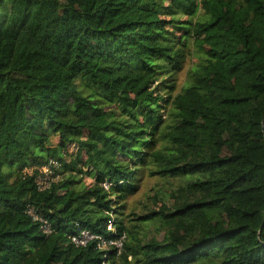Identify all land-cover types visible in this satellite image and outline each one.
<instances>
[{"label":"trees","instance_id":"trees-1","mask_svg":"<svg viewBox=\"0 0 264 264\" xmlns=\"http://www.w3.org/2000/svg\"><path fill=\"white\" fill-rule=\"evenodd\" d=\"M0 264H264V0H0Z\"/></svg>","mask_w":264,"mask_h":264},{"label":"built area","instance_id":"built-area-1","mask_svg":"<svg viewBox=\"0 0 264 264\" xmlns=\"http://www.w3.org/2000/svg\"><path fill=\"white\" fill-rule=\"evenodd\" d=\"M61 172L62 165L56 159L49 160L45 165L39 168H27L25 170L26 175H34V183L39 192H45L49 190L54 183L60 181V179L62 178ZM103 187L106 190H109L108 184H103ZM28 214L35 222H38L40 224V229L43 234L49 236L53 233L52 224L48 220L37 214L33 208L28 209ZM108 231L115 232V230L113 229V225L108 226ZM124 240V235L120 237H109L98 235L88 230H83L77 235H73L70 237L71 244L76 247H85L90 242H96L99 250L107 251L110 249H115L118 254H120L122 251Z\"/></svg>","mask_w":264,"mask_h":264},{"label":"rangeland","instance_id":"rangeland-1","mask_svg":"<svg viewBox=\"0 0 264 264\" xmlns=\"http://www.w3.org/2000/svg\"><path fill=\"white\" fill-rule=\"evenodd\" d=\"M185 72L182 73V75L180 76L179 79V83H183L184 79H185ZM86 182H90V180H86ZM158 181L157 180H149V179H145L143 187L140 191V193L129 199V203L131 205H135L137 206V212L140 213L142 210H144L142 208V206H140V204H145L147 203L149 206L154 207L152 200H150V198H153L155 196V192L153 191L154 188H158Z\"/></svg>","mask_w":264,"mask_h":264}]
</instances>
